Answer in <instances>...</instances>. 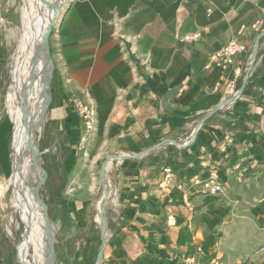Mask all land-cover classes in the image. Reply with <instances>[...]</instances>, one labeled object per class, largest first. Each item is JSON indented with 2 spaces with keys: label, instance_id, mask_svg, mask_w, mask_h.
I'll list each match as a JSON object with an SVG mask.
<instances>
[{
  "label": "crops",
  "instance_id": "crops-1",
  "mask_svg": "<svg viewBox=\"0 0 264 264\" xmlns=\"http://www.w3.org/2000/svg\"><path fill=\"white\" fill-rule=\"evenodd\" d=\"M234 39L248 46L249 69L246 54L217 64L215 52ZM52 46L48 191L68 175L62 190L53 187L58 262L97 261L84 256L94 230L92 196L77 175L83 150L84 160L109 163L102 200L112 202L111 236L101 264H188L191 256L196 264H264V0H74ZM78 101L95 110L84 145ZM191 135L181 148L170 143ZM214 175L225 195L195 183ZM3 184L0 264H18ZM102 217L99 204V224Z\"/></svg>",
  "mask_w": 264,
  "mask_h": 264
},
{
  "label": "rangeland",
  "instance_id": "rangeland-1",
  "mask_svg": "<svg viewBox=\"0 0 264 264\" xmlns=\"http://www.w3.org/2000/svg\"><path fill=\"white\" fill-rule=\"evenodd\" d=\"M61 1L62 0H46V1L45 0H0V139L2 134L3 133L5 134L4 135L5 156L3 158L4 163L1 164L5 165V167L7 168L6 175L5 176L3 175V177L0 178V182L4 183L1 194H2V199L5 203V212H4L5 234L11 240V244L17 262H18L17 248L19 243L22 242L21 245H19V249L21 253L20 262L22 264H40V263L36 262L35 260V254L37 252V247H36L37 244L36 240L38 236L37 229L34 227L35 229L32 232H29V228H28V224L31 223V221H33L34 216L32 215V213L28 211V206L26 205L27 200L25 197L24 189H22L24 187H22L19 184V181L13 179V173H14L13 167L15 165V156H16L15 154L17 152V144L15 141V129H16V124L14 121L15 111L11 104V100L14 96V92L18 84L19 72L17 69L18 60L15 58V53L17 51V43L11 40L10 34L11 31H21L22 23L20 20V16L22 14L23 8H29V9L33 8L38 11H42V7H43L44 11H53L58 7H59L58 9H60V5H61L60 3H62ZM73 1L74 0H68L67 6L64 8V10L60 9V11L56 15H54L55 22H54L53 30L50 33L48 39V48L50 53L49 63L51 67H53L54 64L53 46H52L53 35L55 34L58 23L63 18L64 14L69 9ZM34 89L35 88L33 87H28V89L25 90L26 97L23 103L25 117L28 115L27 112L28 107H31L32 106L31 104H33V102L36 99V97H34L33 95ZM47 90H48V86H46V90L44 93L45 97H47ZM45 101L43 103L44 107H45ZM50 109H51V104L48 107L47 112L45 110V114L47 113L48 118H49ZM44 123L42 125L43 127L41 130L34 128L37 133V138L35 141V144L37 145V151L35 153V158L32 161V165L37 167V161H40V165L39 167H37L39 168L38 171L35 172L32 176V180L34 182V195L37 199V204H38L37 206H38V210L40 211L39 213L40 219L42 217L45 218L44 208L42 207L36 196V188L40 183H42L45 176H47L45 181L40 187V194L42 198L45 200L48 206V210L50 209L51 211V216H50L51 219L56 221L59 226V222L56 220V214L54 208L52 207L53 198L49 196L48 188H47V178L49 176L48 161L51 153L48 150H46L48 143V137L46 132L47 121L45 124ZM30 138H29V143L31 144ZM6 140H7V144L5 143ZM79 158H81V160L83 161L81 163L82 165L81 171L77 172V175L79 174L80 176H82V180H84L83 194L87 196L86 195L87 193L89 197L92 196V199L89 202L91 219H93V221L95 220L94 222L101 230L102 236L105 240L106 239L104 237L105 233H103L104 230L101 229L102 226L96 220L98 206L100 204L99 201L102 195L105 194L106 180L103 173L104 172L103 164L105 162L104 160H102L96 165L93 161H90L89 158L84 160V158H86V155L83 150L82 152L80 151ZM31 168L32 166L30 165L29 169L31 170ZM38 181L40 183H38ZM93 186H95L96 189L94 194L91 195L90 191H91V187L93 188ZM111 203H112L111 201L108 202L106 204V209H105L106 210L105 220L108 230H110L108 226V213L110 210ZM49 228L50 230L48 235L51 236L49 238H51L52 242L54 241V251L52 247L53 260L55 264H60L57 260V255H56V239L58 238V235L61 230L59 227L55 233L52 222L49 224ZM260 250H264V247H262ZM239 262H244V259L240 258ZM96 263L97 261L95 262V264Z\"/></svg>",
  "mask_w": 264,
  "mask_h": 264
},
{
  "label": "bare ground",
  "instance_id": "bare-ground-1",
  "mask_svg": "<svg viewBox=\"0 0 264 264\" xmlns=\"http://www.w3.org/2000/svg\"><path fill=\"white\" fill-rule=\"evenodd\" d=\"M61 2L60 9L64 10L68 0H62ZM58 8L53 11H44L43 7L42 11L33 8H23L20 16L22 23L21 31H11L10 34L11 40L17 43L15 58L18 60L17 69L19 72L18 84L11 100V104L15 111V141L17 144L15 165L13 167V179L19 181V184L24 187L22 189H24L28 211L34 216L33 221L28 224V228L29 232H32L35 228L37 229V252L35 254V260L40 264H52L53 253L51 245L52 240L48 235L50 228L44 217L40 219V211L38 210L37 199L34 195V182L32 180L33 174L38 171L39 168L37 167L40 165V161H37V167L32 165L37 151V145L35 144L37 133L34 128L41 130L46 119L45 107L43 105L46 100L44 93L47 86V78L52 70L49 63L50 56L47 51L48 45L41 56H39V52L45 44L46 33L54 19V15L60 11ZM28 87L35 88L33 95L36 99L35 101L33 100L32 106L28 107V115L25 117L23 103L26 97L25 90H27ZM29 138L31 144L29 143ZM30 165L32 166L31 170L29 169ZM103 173L107 183V179H110L108 169L106 168ZM38 183L40 182L38 181ZM1 188L0 185V190ZM106 193L105 186V194H103L102 197L105 196ZM102 197L99 201L103 208L102 223L100 225L103 227L104 233L106 234V240H108L111 236V232L105 226V203H103ZM21 243L22 242H20L19 245H21ZM19 245L17 248V258L19 264H21Z\"/></svg>",
  "mask_w": 264,
  "mask_h": 264
},
{
  "label": "built area",
  "instance_id": "built-area-1",
  "mask_svg": "<svg viewBox=\"0 0 264 264\" xmlns=\"http://www.w3.org/2000/svg\"><path fill=\"white\" fill-rule=\"evenodd\" d=\"M200 37L201 35L199 33H196L187 36L186 39L191 40V39H198ZM242 54L247 55L248 65L246 69H249L250 67L253 66L252 55L250 54V50L248 46L244 42L238 39H234L230 41L228 44L221 47L219 50L215 52L214 56L216 58L217 64L219 66H222V65L234 64L236 57ZM235 82L236 80L234 79L233 83ZM76 106L78 113L82 119L83 130H84V133L80 141V145H84L88 141V139L90 138L91 134L94 132L95 129V110L92 105L82 101H78ZM193 139L194 137L191 135L186 137L185 140H183V142L170 140V143L181 148L182 146L188 144ZM170 176H171V171L169 169H166V178H169ZM195 183L201 186L203 189L209 190L211 193H221L222 195H225V190L223 189V186L219 182L216 175L211 176V178L208 180H196ZM186 262L188 264H196L197 260L194 256H191L186 259Z\"/></svg>",
  "mask_w": 264,
  "mask_h": 264
},
{
  "label": "trees",
  "instance_id": "trees-1",
  "mask_svg": "<svg viewBox=\"0 0 264 264\" xmlns=\"http://www.w3.org/2000/svg\"><path fill=\"white\" fill-rule=\"evenodd\" d=\"M67 180H68V175L66 172L63 173V176L61 177L60 179V182L53 185L52 184V189L50 187L48 193H49V196L51 198H53L55 195L53 194V187H54V190H62L66 184H67ZM49 183V176L47 178V184ZM51 186V185H50ZM56 197V196H55ZM49 214L51 216V211L49 209ZM92 228H93V233H89L87 236H86V245H85V250H84V256H86L87 253L91 252L94 254L95 257L98 256V253H99V249L103 243V238H102V234H101V230L99 229V227L97 226V224L93 221L92 219Z\"/></svg>",
  "mask_w": 264,
  "mask_h": 264
},
{
  "label": "water",
  "instance_id": "water-1",
  "mask_svg": "<svg viewBox=\"0 0 264 264\" xmlns=\"http://www.w3.org/2000/svg\"><path fill=\"white\" fill-rule=\"evenodd\" d=\"M54 22H55V18L53 19V21L51 22L49 28H48V31L46 33V39H45V44L44 46L42 47V49L40 50L39 52V56H41L42 52L45 50V48H47V45H48V39H49V36H50V33L52 32L53 30V26H54ZM47 51H48V55L50 56V53H49V48H47ZM254 61V60H253ZM53 68H54V64H53ZM201 124L197 127V128H200ZM35 147V145H34ZM115 157H122V156H119V155H114L110 158V160L114 159ZM109 160V161H110ZM107 163L108 161L106 162V164L104 165V170L107 168ZM36 167V166H35ZM47 176H45V178L43 179L42 183H40L37 188H36V196L40 202V204L42 205V207L44 208V214H45V219H46V223L47 225H49L51 223V217H50V214H49V210H48V206L45 202V200L42 198L41 194H40V187L41 185L43 184V182L45 181ZM107 204V203H106ZM106 204L104 206V210L106 209ZM105 213H106V210H105ZM107 227V225H105ZM101 229L103 230V228L101 227ZM51 234V232H50ZM51 237V236H49ZM103 238V236H102ZM108 240H104L103 238V243L99 249V255H98V259H97V263L96 264H101L102 260H103V253H104V248L107 244ZM52 247H53V251H54V241L51 243ZM54 259H55V256H54ZM52 264H55L54 260L52 261Z\"/></svg>",
  "mask_w": 264,
  "mask_h": 264
}]
</instances>
